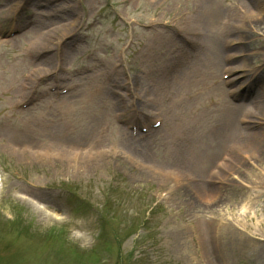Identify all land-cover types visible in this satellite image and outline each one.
I'll return each mask as SVG.
<instances>
[{
	"label": "rangeland",
	"instance_id": "rangeland-1",
	"mask_svg": "<svg viewBox=\"0 0 264 264\" xmlns=\"http://www.w3.org/2000/svg\"><path fill=\"white\" fill-rule=\"evenodd\" d=\"M18 1L0 0L6 16L10 14L9 8ZM20 1L26 4V0ZM29 1L15 14V22L23 24L22 21L27 17L28 21H33L36 12L42 14L49 11L53 16L46 18L36 15V24L30 27L29 35L24 37L8 39L0 34V183L3 180L6 187V193L0 198V264H202L191 261L192 250L199 246L195 232L198 233L196 227L200 223H210L209 230H205L206 240L209 235L220 237V223L224 221L230 230L231 225H234L235 231L244 230L251 237L262 236L264 193L258 196L256 190L264 191V187H246L248 194L254 198L258 196L260 201L251 208L250 216L243 215L244 209L240 207L242 203L237 200L244 192L243 184L249 185L246 182L256 178L248 171L257 173L253 165L262 164L264 159H251L252 165L247 164V158L241 155L236 157V161L240 157L246 162L232 163V167L236 168L235 173L229 167L224 169L231 180L230 185H221L219 188L224 197L219 202L208 204L198 198L194 191L211 186V190L217 189L215 181L209 182L208 176L210 170L215 169V159L224 152L223 146L228 145L232 138L222 140L221 135L224 132L229 135L227 127L233 122L238 124L239 114L230 110L224 102L226 100L220 92V85L215 84L217 81L213 84L217 78H200L190 85L191 92L181 101V109L178 106L172 108L169 98L158 99L154 96L158 102L148 107L155 113L151 120L163 114L166 119L158 131H153L146 138L148 154L145 156L133 153L135 158L128 159L105 151V158H96L87 164L80 162L78 166L70 160L46 162L28 158L27 154L19 156V146L25 141L28 143V138L36 142L58 138V132L64 131V128L68 131V138L78 144L80 133L90 130L88 126L91 127L99 119L106 123L108 135L105 141L114 142V139L118 140L119 131L113 122L114 112L125 107L129 112L127 118L131 119L134 109L135 114L142 117L139 102L151 98V94L156 95L154 88L148 90L149 95H145L138 80L144 81L148 74V80L154 83L155 74L152 75V72L157 71V76L162 73L158 87L163 93L170 89L173 80L171 76L166 77V67L171 61L168 58L162 61L163 51L154 55L156 59L151 53L148 55V52H153L152 46L158 43L156 28L165 30L168 35L175 31V14L165 10L173 0ZM37 1L44 5H37ZM191 2L187 0L186 5H178L190 10ZM224 2L230 3L231 0ZM62 6L75 9V12L65 14L62 11L65 7ZM72 16L76 17V28L68 38L63 39L59 49L55 45L58 34H53L52 41H46V45L37 43L31 48L33 35L46 28L51 29L53 25L69 22ZM92 19H95V26L86 30V24ZM230 36L225 33L218 39L223 43L225 37ZM174 38L178 44L183 42L184 45L189 40L180 30L175 32ZM244 38L243 41H249L244 48H250L248 51L254 55L252 59L257 60V56L264 55V40H260L257 34H244ZM257 45H260L259 49L255 48ZM256 50H261V53L257 54ZM220 55L222 58L223 54ZM263 57L259 62L264 60ZM117 64L120 67L115 69ZM53 65L62 69L51 70L45 84L35 87L30 81L35 78V69H49ZM76 65L89 66L93 70L80 77L71 73L74 79L69 83L81 82V86L68 95L66 101L73 100L71 105L62 107L50 104L55 99L50 96L31 109L14 107L13 102L22 101L23 95L37 96L50 85L60 83L62 80L56 81L52 76L59 73L63 76L66 70ZM253 82L256 84L254 92L264 86V82ZM100 83H106L107 89L112 83L116 87L121 86L114 88L124 95V106H119L118 102L116 105L106 102L95 91ZM124 85L130 89L129 98ZM19 87L23 91L29 87V90L21 93ZM200 91L205 93L201 98L198 97L202 94ZM219 92L221 97L217 96ZM104 94L112 97L106 90ZM199 103L205 105L197 110V106L202 105ZM48 104L52 106L47 107ZM143 106L144 103L141 104ZM177 115L190 120L181 118L183 121L179 122ZM215 122L218 125L216 127ZM55 123H60V126ZM52 130L58 131L49 134ZM234 131L237 130L233 128L230 132ZM120 133L122 136L123 131L120 130ZM89 141L76 146L82 147ZM48 143L51 144L50 141ZM11 145L16 150L11 149ZM100 147L99 143L95 146L96 149ZM211 148L218 149L217 156L212 162L201 165L203 154ZM258 150L264 157V145L259 144ZM139 159L144 162L140 163ZM180 163L193 168L187 172L177 167ZM35 181L39 185H35ZM172 181L178 186L170 188ZM19 189H33L49 210L62 217L51 224L38 221L36 213L14 194ZM181 210L185 211L183 217L180 216ZM217 217L220 218L218 221ZM245 218L247 220H243ZM173 224L181 226L182 230L178 229L180 235L187 234L182 247L183 256L174 251L173 236L168 234ZM140 227H145L144 234L139 230ZM188 249L189 256L186 259L184 254ZM102 259L107 261L101 263ZM213 259L215 262L211 264H226L218 254ZM227 264L257 263L255 259H233Z\"/></svg>",
	"mask_w": 264,
	"mask_h": 264
},
{
	"label": "bare ground",
	"instance_id": "bare-ground-1",
	"mask_svg": "<svg viewBox=\"0 0 264 264\" xmlns=\"http://www.w3.org/2000/svg\"><path fill=\"white\" fill-rule=\"evenodd\" d=\"M191 1L192 2L190 10H184L180 5H178L179 3L186 5L187 0H173L171 3H169L170 7H166L165 10L167 11V13L175 14L176 18L173 21L175 31L173 30L172 34L168 35L165 30L156 28V33L158 35V38H156L158 43H155L152 46L153 52H148V55L151 53L154 58V55H156L157 53L161 54L160 52L163 51L161 54L162 61H165V59L168 58L171 61L179 62V65H175L176 68L171 73V75L167 74L166 76L168 78L170 76L173 78V80L170 82V89L166 90L164 93L160 91L158 84L161 82L160 78L162 76V73H159V75L157 76V71L152 72V75L155 74L154 83L148 80L149 75L147 74L144 81L138 80V84L145 91V95H149L148 90L152 88H154L156 95L151 94V98H144L143 101L139 102V105L140 109H142L141 115L145 119L155 115L154 110L148 109L149 106L151 108L158 102L157 100L155 101L154 96L158 99H160L161 97L169 98L172 108L178 106L177 108L181 109L180 103L183 100V96L186 97V95L191 92L190 85H192L197 79L200 78H219L220 76H222L223 68L226 66L228 67V69L224 72L230 74L229 78H231V83L234 82L235 84H238V86L234 90L238 102L234 103L232 101H229L228 103V107L230 110L239 113L238 124L233 122L232 125L227 127L229 135H227L226 132L222 133L221 135L222 140L231 137L232 138L229 139L231 142L228 145L225 144L223 146L224 152L221 154V156L214 161V163H224L223 166L219 167L217 172L214 174L213 181H215L214 183L217 185L215 186L217 187V189L211 190L210 188H213V186L204 187V189L200 188L198 190L194 189V191H196L197 193L198 198H202L204 202H207L208 204H213L214 202H219L222 200V198H224L222 197L223 193L219 189L221 185H230L229 182L231 179L228 177V173H224V169L226 167H229L231 172L235 173L234 171L236 168L232 167V163L235 164L239 161L246 162L240 157L238 158L239 161H236V157L240 156V153H242L243 156H247V164H252L251 159H257L258 161L264 159V157H262V154L258 152L259 144L264 145V86L259 90L256 89L257 93L250 92V85L244 86L245 79H253L257 82H264V61H261V63H259L260 58L264 55L261 54L260 57L257 56V60H254L256 58L252 59V57L254 56L252 55V52H247L250 48L248 50L244 48L246 47V45H248L249 41H241L242 38H244V34L251 36L257 34L260 40H264V0H231L230 3H225L224 0H221L219 2H213V0H202V2H199V0ZM18 6L19 3L16 7L10 8L11 14L15 12ZM62 7L64 8L65 6ZM196 7L197 9L193 10ZM62 11L67 14L70 11L75 12V9H68L65 7V9H63ZM154 21L156 22L157 20ZM75 22L76 17L72 16L69 22H65L61 25L58 24L56 26L53 25L51 29L46 28L44 31H39L36 35L33 36L31 40V48L36 46L37 43L46 45V41H52L53 34H58L55 45L60 47L62 45V42H64L63 39L68 38L70 33L76 28ZM183 26H186L185 30L183 29ZM168 30L170 31V28ZM178 30H180L181 34H183L184 37L189 38V40L185 42V45L183 44V42H181V44H178V42L174 38L175 32L177 33ZM161 33L164 34V36H159V34ZM225 33L235 36L236 39H234L232 44L229 45V49L224 45V42L227 40V38L223 43H221V41L218 39ZM28 34L29 30L25 31L23 35ZM262 45L264 46V42L262 43ZM259 46L260 45H257L255 48L259 49ZM234 47L236 48V51L232 53V48ZM245 52L247 53L244 54ZM259 52L261 53V50ZM259 52H257L256 50L257 54H259ZM220 53H224V56H222V58ZM225 56L230 57L228 64L224 60ZM234 62H237V64H234ZM54 65L49 69L47 67L38 68L37 70H35L36 74L37 72H40L38 74L46 75L53 69H57V71L59 69H62V67L56 68L54 67ZM57 66L59 65L57 64ZM52 73H54V71ZM52 77L56 81H59L62 78L60 73ZM183 85H185L186 88H184ZM116 88H121V86L119 87L118 85ZM116 88L109 87V89H107L106 86L104 87L103 93L102 88H99L98 92L103 98L106 99H104L106 102L109 101L112 105H116V103L118 102L119 106H124V103L126 102H124V99L122 97L116 96ZM105 90L108 93H111L112 97H110L109 95H105ZM220 92L219 94H217L218 97H221ZM127 93H129V89H127ZM66 94H63L56 99L58 106H63L66 104L71 105L73 103V100L66 101ZM204 94L205 93L202 91V94L198 97L201 98L204 96ZM129 97L130 93L128 94V98ZM246 99L248 100L247 103H241L242 100ZM142 103H144L143 107H141ZM132 104L135 105V103ZM199 105H201V109L205 104L199 103ZM132 108L133 106L130 108V110ZM135 111L136 110L134 109L133 112L136 113ZM157 113L159 114L160 112ZM160 114L163 113L161 112ZM177 116L179 118V122L185 119H189L185 118L184 116ZM161 117L163 118L164 122L166 116L163 114V116ZM181 118L184 119L181 120ZM163 122L158 128L162 127ZM146 123L147 122H145V124ZM105 126V122L101 121L100 119L97 120L91 125V127L88 126L90 130H84L80 133L79 137L77 138L78 144L72 142V139L68 138L70 136H68V131L66 130V128H64V131L58 132L57 137L59 139L46 138L47 141L39 140L36 142L33 138L30 141V138L27 137L29 140L27 141L28 143H25V141L23 144H20V153L18 154L20 157H24L27 154L29 155L28 158H35L36 160H42L46 162H55L59 159H64L69 162L70 160L76 166H78L80 162H84V164H87L89 162L92 163L96 158H105L104 156H106V154L103 153L105 152V148H108V146H110L109 148L113 153L115 150L119 149V146L116 144L117 141H105V136L103 135L106 131ZM233 128H235V130H237L238 132H230ZM118 129H120V127H118ZM158 130L159 129H155V131ZM235 133L237 135L234 137ZM124 134H127V131L124 132ZM49 141L51 142V144L48 143ZM86 141H89V143L82 147L76 146V144L80 145L82 143H85ZM118 141L123 147V154L115 152V154L113 155L122 157L125 154L126 157H129L131 155V152L133 150L135 151L134 147L132 148L130 145H127L123 141ZM95 143H99L101 145V148L96 149L94 147ZM147 143L148 141L145 140L140 143V145H142L143 147L141 149L142 152H140L138 155L143 154L145 156L148 154ZM14 147L15 146L13 145L10 146L11 149H14ZM230 147H232L233 152L229 149L230 158L228 159V161H219L223 157V155L226 154L227 149ZM77 151H81V155L77 156ZM217 154V148H211L210 150L208 149V151L203 154L200 162L201 165L212 162L213 158L216 157ZM139 160L143 162L142 159ZM261 162L262 164H252L255 169L258 170V172L254 173L248 171V173H251L256 178L246 182L249 185L243 184L244 187L242 188L244 192L239 200H237L240 204L242 203L240 207L241 209H244L242 212L245 217L250 216L248 214L251 213V208L260 202L258 200V196H260L262 192L264 193V191H261L260 189L256 190L259 195L254 198L251 197L250 194H248L249 191L246 190V187H248L249 189L264 187V162ZM177 167L187 172L193 168L192 166L185 165L184 163H180ZM258 173L261 174V176ZM34 184L39 185V183H37L36 181L34 182ZM169 186L170 188H173L178 186V184L172 181ZM5 193L6 187L3 184L2 180L0 183V198ZM14 194L22 202L27 204L32 209V211H34V213H36L37 220L40 222L51 224L55 223L62 217L61 214L49 210L45 206V202L36 194V192L33 191V189H19ZM180 213V216L183 217L185 211L181 210ZM219 219L220 218L217 217V221ZM243 220H247V218ZM225 223L226 221L220 223V227L222 228L221 232L219 233L220 237L209 235L208 240L205 239L204 235L205 230H209L210 223H200L198 227H196L198 233H196L195 231L194 232L198 239L199 246H195L194 251L192 250L191 261L195 260L196 263L202 262V264H211L215 262L213 258L218 254L226 264L228 262L230 263V261L233 259H255L257 264H264V238L260 240L253 239V237H251L250 235L245 234L244 230L240 231L239 229L238 231H235L234 225H231L230 230ZM178 229L182 230L181 226L179 224H173L171 230L168 231V234L173 236L174 251L183 256L182 247L186 243L187 234L185 233L186 235H180ZM187 232L189 233V231ZM188 256L189 249L184 254V257L186 259L188 258Z\"/></svg>",
	"mask_w": 264,
	"mask_h": 264
}]
</instances>
